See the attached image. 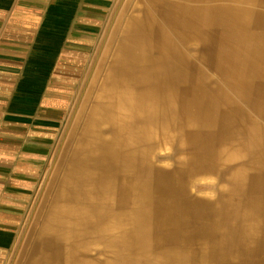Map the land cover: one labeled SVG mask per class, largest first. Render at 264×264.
<instances>
[{
	"label": "bare ground",
	"instance_id": "6f19581e",
	"mask_svg": "<svg viewBox=\"0 0 264 264\" xmlns=\"http://www.w3.org/2000/svg\"><path fill=\"white\" fill-rule=\"evenodd\" d=\"M138 3L26 264H264V0Z\"/></svg>",
	"mask_w": 264,
	"mask_h": 264
},
{
	"label": "crops",
	"instance_id": "0c3cea01",
	"mask_svg": "<svg viewBox=\"0 0 264 264\" xmlns=\"http://www.w3.org/2000/svg\"><path fill=\"white\" fill-rule=\"evenodd\" d=\"M116 2L0 0V264L16 252Z\"/></svg>",
	"mask_w": 264,
	"mask_h": 264
},
{
	"label": "rangeland",
	"instance_id": "374dc122",
	"mask_svg": "<svg viewBox=\"0 0 264 264\" xmlns=\"http://www.w3.org/2000/svg\"><path fill=\"white\" fill-rule=\"evenodd\" d=\"M138 5V0H117L116 2L115 7L119 9L115 15L111 14L113 18L109 36L106 37L103 49L96 50L91 58L81 96L73 98L70 124L67 122L63 125L60 140L57 142L54 163L51 164L49 171L45 170L41 177L39 193L34 196L25 214L23 231L19 234L16 252L9 264H26L27 259L33 255L36 231L39 230L45 211L53 201L54 194L67 168L68 160H72L71 154L80 135L82 124L88 117H91L97 101L99 86L104 80L107 66L113 58L125 24L130 17L138 14Z\"/></svg>",
	"mask_w": 264,
	"mask_h": 264
}]
</instances>
